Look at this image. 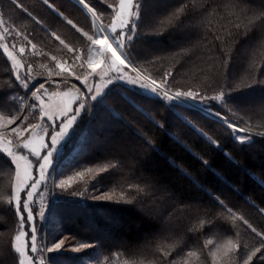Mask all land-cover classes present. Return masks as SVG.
<instances>
[{
  "label": "trees",
  "instance_id": "trees-1",
  "mask_svg": "<svg viewBox=\"0 0 264 264\" xmlns=\"http://www.w3.org/2000/svg\"><path fill=\"white\" fill-rule=\"evenodd\" d=\"M117 2L86 0L97 13L103 14L97 24L105 25L112 22L108 5ZM49 3L63 17L43 0H0V19L11 33L5 34V38L16 52L19 45L25 48V53L20 55L25 65L22 73L31 65V75L35 77L32 83L36 87L49 79V69L53 73L52 81L59 83L64 79L55 75L59 69L55 68L52 56L61 63L67 62L66 66L70 65L71 71L81 78L71 77L67 84L59 83V87L46 83L48 90L62 89L74 82L80 84L90 71L79 66L88 59L90 42L67 24L66 19L94 35L91 14L76 0H49ZM181 8L185 12L177 22L172 13ZM52 32L76 51L69 52ZM138 32L133 51L139 63L134 62V66L158 82H162L164 73L171 72L167 87L172 91L200 90L211 96L239 85L241 91H233L235 99L228 105L231 112L219 104H213L212 111L237 125L252 128L253 142L241 145L218 117L200 116L195 120L197 126L218 141L220 148H217L175 118L168 122L163 104L140 95L139 89L113 88L106 100L115 111L101 106L83 115L72 144L64 150L58 164L64 170L59 179H67L76 172H84V176H74L64 192L57 188L52 193V181L48 182L45 210L48 218L37 221V227L45 236L56 233L58 239H64L65 250L44 252V264H185V261L213 264L209 252L229 239L242 246L239 252L230 254V264H243L247 255L264 245V235H257L264 234V212L260 211L264 209L261 184L264 135H257L264 134V83H260L264 82V0H143ZM217 36L223 43L215 39ZM32 44L36 45L35 49ZM77 54L81 55V61L74 63ZM228 56L231 61L225 68ZM121 92L162 120L168 132L153 126L122 98ZM13 95L27 103L33 102L31 92L18 85L10 61L0 47V105L7 102L15 114L17 105L10 102ZM23 115L28 116L26 124L39 122L38 111H25ZM173 135L192 151H187ZM142 136L152 143H146ZM192 153L208 161L211 167H206ZM225 153L231 154L237 163ZM109 163L117 168L110 178L112 182L105 181L102 187L113 195V201L91 199L102 193L90 187L85 196L71 195L73 191H84L96 176V169ZM87 168L93 171L87 172ZM181 169L188 175L182 174ZM14 174L11 159L0 153V264H18L19 260L12 247L18 217L14 204L9 203ZM128 184L140 185L145 191L132 204L116 202ZM214 197L224 201L225 206ZM227 209L243 216L256 232L240 220L233 222ZM87 219L92 226L87 224ZM201 220L205 221L203 226ZM208 239L214 243L205 247ZM45 243L47 247L52 245L47 240ZM81 243L93 247L72 251ZM193 250L197 256L187 257L186 253ZM262 256L264 247L249 264H264Z\"/></svg>",
  "mask_w": 264,
  "mask_h": 264
},
{
  "label": "snow or ice",
  "instance_id": "snow-or-ice-1",
  "mask_svg": "<svg viewBox=\"0 0 264 264\" xmlns=\"http://www.w3.org/2000/svg\"><path fill=\"white\" fill-rule=\"evenodd\" d=\"M15 2V0H14ZM76 2L85 8L92 17V28L94 35H89L88 32L83 31L73 23L72 20L66 19V23L76 28L78 32H81L87 41L90 42L89 46V56L86 61L80 63V68H87L91 71L87 72L84 79L81 81L82 85L86 88L88 95L85 96L84 93L79 92L77 89V95L70 97L63 106L58 107L56 111L50 109L49 105L46 103V99H50L51 95H64L68 96V93H53L49 94L48 88L45 84L50 86L55 84L59 87V83H68V79L75 77L80 80V76L75 72L71 71V66L67 65V62L61 63L56 60L55 56L51 59L55 61V68L59 71L55 72L56 76L64 77L59 83L51 80L52 70L49 69V79L45 83H40L39 87H36L32 83L35 77L31 75L32 67L27 66L26 72H21V69L25 65L17 59V54L10 52L8 50L9 46L7 44H0L3 52L7 55L10 61V68L12 74L18 85L24 90L31 92L32 103H27L25 100L19 96L13 95L10 97L11 104L17 105V111L13 114V109L6 102L0 105V153H6L7 157L11 159V163L15 165V184L12 190V200L9 201L10 204H14L15 212L18 217L17 234L14 237L12 247L19 255L18 264H32L33 256H29L28 253L31 252L36 257H40V264H44L42 253L44 252H60L65 250V240L58 239L56 233L49 234L45 236L42 234V229L37 227V221L46 220L48 217L45 213V205L43 204V195L40 192L42 187L48 186V181H52L51 192L55 193L58 188L61 192L67 190L70 187V181H74V176L83 177L84 172H76L74 176H69L67 179H59L60 176L64 175L63 168L58 166L59 161L63 159V152L72 142L73 137L77 132L78 122L81 120L83 115L88 114L93 108L104 107L110 112L115 110L108 105L106 97L112 94L113 88H122L124 86H132V88L139 89L140 95H146L150 99H155L159 103L163 104L164 108L167 110V120L171 122L173 118L180 121L185 127L191 130L196 135L202 137L209 144L220 148L218 141L214 140L208 133L197 126L195 120L200 116L205 114L211 116L215 115L220 119V122L225 124L231 130L232 138L236 140L239 144L244 145L253 142L252 141V131L250 127L238 128L236 122H229L220 116V113H214L212 111L213 104H219L222 107L228 109L229 112L232 111L228 107L229 103L235 99L233 96V91H241L239 85L235 89L224 88L221 89L217 94L206 95L202 94L200 90L189 89L175 90L172 91L167 87L168 78L172 76L171 72L164 73L162 82H158L156 79L151 77L142 76L137 67L134 66L135 63H139L136 60V53L133 51V41L139 37L138 25L141 24V8L143 0H118L116 4H109L108 7L112 12V22L110 24H97V20H100L102 13H97L94 8H92L86 0H76ZM106 0H101V3H105ZM43 3L47 5L54 13L58 16L63 17V13L59 12L58 9L49 0H43ZM17 7H22V5L17 4ZM28 12V9H23ZM185 9H178L177 12L172 13V17L179 22L180 17L184 14ZM28 15L32 14L28 12ZM33 19H35L33 17ZM4 21L0 19V25H3ZM238 27V26H237ZM3 34L10 35L9 28H3ZM20 35V33H16ZM51 35L59 41L61 45L68 49L69 52H75L73 48L65 44V41L61 39L55 32ZM27 39V37H24ZM217 40H223L221 37H215ZM31 43V41H29ZM14 47V45H13ZM32 49L36 48L35 44L31 45ZM220 51L223 52L221 48ZM95 53V59L92 53ZM25 53V48L20 47L18 50L19 55ZM39 54V53H37ZM81 61V55L77 54L74 56V63ZM231 61V56H228L224 62V67L227 68ZM108 66V72L104 71V67ZM46 67V66H42ZM125 68H131L136 75L133 77L129 75ZM89 77H98L103 83H90ZM264 83V82H260ZM31 85V87H30ZM35 88V91L31 89ZM131 90V89H129ZM120 95L127 102L131 103L140 113H142L155 127L163 129L168 132V129L162 120H157L155 116L152 115L150 111L142 107L141 105L135 103L134 100L129 98L125 93L121 92ZM92 102H95L94 104ZM211 102V103H210ZM72 105H76L73 107ZM183 109V111H180ZM25 111L39 112L40 116L37 118L38 123L36 124H26L28 120L27 115H23ZM5 113H7L5 115ZM185 113H188L187 115ZM13 125H15L13 127ZM28 134L25 136V134ZM243 133L244 135H240ZM257 135H264L262 133H257ZM11 136L12 139H7ZM146 143L151 144L152 142L148 140L146 136H142ZM178 143L189 152L192 149L184 144L179 137L173 135ZM222 151V149H220ZM197 159H201V162L206 167H211L208 161L203 160L198 154L192 153ZM233 163H237L234 157L229 153H225ZM31 157V159H30ZM117 168L116 164H106L102 167L96 169V176L92 178V181L87 184L84 191H73L71 195L74 196H85L87 194L88 188H92L93 191L100 192L102 195L93 196V200H106L113 201V195L107 191L103 190V183L105 181H111V176L114 174L113 170ZM35 169L36 175L33 174ZM87 172H92L93 169L87 168ZM182 174L188 175L183 169H181ZM107 173L108 175H104ZM59 180V183L56 181ZM118 186V182H114ZM262 186H264V181H261ZM113 193L115 189L112 190ZM144 188L140 185L128 184L126 189L120 192L119 197L116 202H124L127 204H132L138 197L144 193ZM132 193H135L134 195ZM23 194V195H22ZM40 196L41 207L39 211L34 215L33 208L37 204L36 197ZM217 202L221 206L224 205V201L219 200ZM23 209V211H21ZM229 213H232V209H227ZM264 212V209H260ZM233 222L236 220L242 221L243 224L247 225L253 232H256L255 228H252L248 221L244 219L237 213H232L229 217ZM28 226V231H25V226ZM205 221H200V226H203ZM210 223V222H209ZM257 235H264L257 233ZM48 243L52 244V247H47ZM213 240L208 239L205 241V247L213 245ZM93 247L87 243H81L78 247L72 249V251L80 252L82 249H89ZM172 247V246H169ZM261 247H257L253 252H251L245 259H243V264H249L253 257L257 253L261 252ZM242 246L239 243H234L231 239L226 241L225 244L215 246V250L209 252L212 257L213 264H230V254L239 252ZM161 251H163L161 249ZM165 256L168 255L167 252L164 253ZM187 257H196V251H189L186 253ZM264 259V256L261 257ZM187 264V261H185Z\"/></svg>",
  "mask_w": 264,
  "mask_h": 264
},
{
  "label": "rangeland",
  "instance_id": "rangeland-1",
  "mask_svg": "<svg viewBox=\"0 0 264 264\" xmlns=\"http://www.w3.org/2000/svg\"><path fill=\"white\" fill-rule=\"evenodd\" d=\"M99 24H100V23H98V25H99ZM3 28H4V26H3V25H0V40H1L0 43H1V44H7V45L9 46V44H8L6 38H5V34H3ZM20 47H23V46L19 45L18 48H20ZM8 50H9L10 52H13L14 54H17V59H19V60L22 62V59H21L20 55L18 54V52H16V50H14L13 47L9 46ZM6 56H7V55H6ZM92 56H93L94 59L96 58L94 52H93V55H92ZM22 63H23V62H22ZM103 67H104V71H105V72H108V66L105 65V66H103ZM23 69H24V68L21 69V72L23 71ZM90 71H91V70H90ZM124 71H126L129 75H131V76H133V77L136 75V73L133 72V71L131 70V68H125ZM140 74H141L142 76H145V75H143L142 73H140ZM145 77H146V76H145ZM89 81H90V83H93V84H95V83H103V81L99 80L98 77H89ZM77 89L79 90V92L84 93L85 96L88 95L87 90H86V88L82 85V83L79 84V82H74L72 85L67 86V87H64V88H62V89H50V90H48L49 94H53V93H61V94H63V93H68V96H64V95H51V98H50V99H46V103L49 105V107H50L51 110L56 111V110L58 109V107L63 106V104H64L68 99H70V97L75 96V95L78 94V93H77ZM72 106L75 107L76 105H72ZM229 122H230V121H229ZM109 125H113V123L110 122ZM237 127H238V128H243V127L240 126V125H237ZM27 135H28V134H27ZM27 135H26V136H27ZM7 139H9V138H7ZM71 144H72V142H71ZM71 144H70V145H71ZM70 145H69V147H70ZM104 148H105V147H104ZM30 159H31V157H30ZM14 166H15V165H14ZM33 174L36 175L35 169L33 170ZM49 181H50V180H49ZM49 181H48V182H49ZM15 182H16V181H15V174H14V182H13V185L15 184ZM40 192H41V194L43 195V198H44V199H43V204L46 206V203H47V201H46V197H47V187H42V188L40 189ZM22 195H23V194H22ZM36 199H37V204H36V206L33 208L34 215L39 211V209H40V207H41V203H40V199H41V198H40V196H37ZM44 210H46V207H45ZM21 211H23V209H21ZM86 222H87V224H89L90 226H92V224L89 222V219H87ZM25 231H28L27 223H26V226H25ZM96 233H97V232H96ZM14 237H15V236H14ZM13 241H14V238H13ZM13 241H12V244H13ZM51 247H52V245L49 246V248H51ZM28 255H29V256H33V262H32V264H40V257H36V256H34V254L31 253V252H29ZM42 257H43V260H44V253H42Z\"/></svg>",
  "mask_w": 264,
  "mask_h": 264
}]
</instances>
